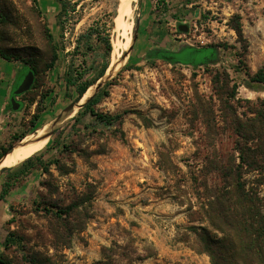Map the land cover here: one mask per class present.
<instances>
[{
  "label": "rangeland",
  "instance_id": "rangeland-1",
  "mask_svg": "<svg viewBox=\"0 0 264 264\" xmlns=\"http://www.w3.org/2000/svg\"><path fill=\"white\" fill-rule=\"evenodd\" d=\"M10 1L15 26L9 47L21 55L17 62L24 68L0 66V74L16 72V89L30 55H40L41 73L36 89L18 98L23 108L17 117L10 114L0 147L15 135L38 134L52 125L76 98L73 88L72 98L66 96L65 72L74 66L85 73L84 81L94 80L105 40L112 54L126 41L117 25L119 0H38L36 8L33 0ZM140 1L133 3L131 36L137 38ZM154 1L162 29L150 37L155 48L143 56L141 37L136 40L121 71L107 82L113 84L109 96L95 107L98 114L122 120L108 126L84 108L52 137L41 151L49 172L38 169L36 201L11 209V241L0 246L3 263L212 264L207 254L192 249L190 229L211 228L205 212L220 207L215 195L227 193L232 177H240L248 193L264 198V158L258 157V140H252L255 112L264 109V86L246 74L264 70V0ZM62 6L67 12L60 17ZM237 20L242 39L234 29ZM180 25L189 31L183 33ZM43 27L59 55L45 72L51 45ZM156 51L180 56L182 64L159 59ZM217 72L228 76L235 99L219 95ZM36 114L40 119L33 124ZM245 127L243 138L239 132ZM46 208L68 213L60 219Z\"/></svg>",
  "mask_w": 264,
  "mask_h": 264
},
{
  "label": "trees",
  "instance_id": "trees-1",
  "mask_svg": "<svg viewBox=\"0 0 264 264\" xmlns=\"http://www.w3.org/2000/svg\"><path fill=\"white\" fill-rule=\"evenodd\" d=\"M37 2L38 0H33V3L35 4L34 8H36ZM66 9V7L62 6L61 12L59 14L60 17L67 12ZM155 9L159 13L158 6L155 5ZM168 12V9L164 10V14H167ZM14 14L15 10L13 2L10 0H0V58L8 62H17L21 60V55L17 51H15V49L9 47V44L12 43L9 36V30L11 27L15 26ZM43 29L45 30V34L47 35V39L51 45L50 63L46 64L44 67V71H42L45 72L47 70L50 71L54 68L56 62L59 59V55L56 46L52 45L54 39L52 35H49V29H46L45 27H43ZM234 29L237 32L238 36L242 39L244 30L243 25L239 20L234 23ZM92 32L93 31L90 30L86 36L89 40L94 37ZM112 50L113 48L110 40L106 39L105 57L103 58L100 69L96 73L95 79L92 81H84L85 73L79 72L77 69H74V66H72L68 71L65 72L63 78L64 83L62 85H64V88L66 89L67 98H72L70 89L73 88V92H75L76 94V98H74V101L77 100L78 98L86 94V92L92 86H94L100 79L105 76L111 63L110 56L112 54ZM162 53L166 52L156 51L154 56L159 58V55ZM39 58L40 55H30L28 61L25 62V64L27 65L26 68H29L34 72L36 80L32 90L24 94L22 97L26 96L36 89L35 85H37V78L41 73V62ZM246 74L248 78H251V82L259 86H264V70H261L254 75H251V73L247 70ZM225 77L228 78L226 74L224 75L223 73L217 72L213 79V82L218 88V92L221 97L227 95L231 99H235L236 92L234 89L231 90V87L228 82H226ZM112 85V83H108L101 90V92L85 106L84 110L86 115L89 114L96 121L108 126H112L120 122L122 120V116H104L96 113L95 107L103 100V98L109 96L108 88ZM8 110L12 111L11 105L8 106ZM37 110L38 112H40L39 105ZM263 111L264 109H259L255 112V114L257 115L255 123L257 124L258 128L254 129L253 134L257 135H254L252 139L258 140V147L260 149L258 151V157L261 159L264 158ZM39 119L40 117L38 114L34 115L33 124H35L36 121H39ZM72 128H74V126H72ZM247 131L248 129L245 127L242 132H239V134L241 133L243 138H245L247 136ZM33 133H35V130H33L30 134ZM27 135H29V133H25L21 136L15 135L8 146H1L0 159L5 154L10 152L12 147ZM239 150L241 153V161L244 163V149ZM42 158L43 155L42 152H40L35 156L26 159L23 162H20L16 167H13L15 169L7 171L6 182L0 194V200H2L3 197L8 194L12 190V188L16 186L17 183L20 182L23 176H26L27 174H31L33 172L38 173L39 167L43 170L44 173H48L49 166H45ZM232 178V182L229 185V191L227 193L219 191L215 195V199L217 200L215 205L217 206L218 204H220V207L217 210L214 209V211H212L211 209V211L205 212L211 228H202L199 230L195 228L190 229L192 237L191 247L198 253L207 254L211 258L212 264H264V198L259 197L257 193H248L240 177ZM45 210L49 213H54L60 219L64 214L68 213H66L67 210L55 211L49 210L47 208ZM68 210L72 211L71 208H68ZM214 232H216L217 234L214 235ZM8 234L4 243L11 241V235ZM104 255L106 256V250ZM121 258H125V260H127L128 262L132 261L130 257H123V255H121ZM0 264H5L2 262L1 257ZM106 264L115 263L111 261Z\"/></svg>",
  "mask_w": 264,
  "mask_h": 264
},
{
  "label": "crops",
  "instance_id": "crops-1",
  "mask_svg": "<svg viewBox=\"0 0 264 264\" xmlns=\"http://www.w3.org/2000/svg\"><path fill=\"white\" fill-rule=\"evenodd\" d=\"M170 1V0H168ZM172 1V0H171ZM139 25H141L139 37L137 38V42L141 37V44L143 45L142 55H147L150 51H152L155 47L149 44L150 37L154 35H158L161 32L160 24L157 22V13L155 9V1L154 0H141L139 3ZM159 20V19H158ZM150 26L154 27L153 32H150ZM137 44V43H136ZM137 46V45H136ZM136 48V47H135ZM141 55V56H142ZM0 62L1 68L8 69L15 67L22 70L23 65L18 62H8L6 60L1 59ZM18 73V72H17ZM7 74V73H6ZM5 73L0 74V137L5 138L6 129L4 125H6V121L11 117L10 114L13 113V116H19V113H15L13 111H8L10 95L12 91V86L14 77H16V72L9 73L8 77ZM13 78V80H12ZM12 81V82H11ZM6 173L0 179V194L3 190V186L6 182ZM41 177L38 173L33 172L29 173L26 176H23L19 183L16 184L12 190L6 194L2 200H0V246L4 243L7 237V225L10 220V213L13 207L30 204L37 199V189L40 184Z\"/></svg>",
  "mask_w": 264,
  "mask_h": 264
},
{
  "label": "bare ground",
  "instance_id": "bare-ground-1",
  "mask_svg": "<svg viewBox=\"0 0 264 264\" xmlns=\"http://www.w3.org/2000/svg\"><path fill=\"white\" fill-rule=\"evenodd\" d=\"M137 1L138 0H119L117 25L126 41L121 45H116L115 51L112 54L110 66L105 75V78L107 79L119 73L125 65L123 53L128 51L133 44V36L131 35L134 27L133 14L135 12L134 7L131 5ZM91 92L92 89L87 92L81 104L88 99ZM51 131L52 127L50 125H46L42 132L38 134H29L23 138L14 146L11 153L6 155L0 161V170L3 168L16 167L20 162H23L24 160L29 159L43 151L51 143Z\"/></svg>",
  "mask_w": 264,
  "mask_h": 264
},
{
  "label": "water",
  "instance_id": "water-1",
  "mask_svg": "<svg viewBox=\"0 0 264 264\" xmlns=\"http://www.w3.org/2000/svg\"><path fill=\"white\" fill-rule=\"evenodd\" d=\"M140 1V0H139ZM141 2V1H140ZM133 7V4L131 5ZM138 26H139V22H137V28H136V32H138ZM179 30L182 31L183 33H187L189 31V28L187 26H183L180 25L179 26ZM137 40V35L135 34L133 37V44L131 46V48L127 51L126 55L123 57V60L126 62L128 55L132 52L133 50V45ZM197 53L201 52L202 50H204V48L202 49H196ZM159 59L165 60L169 63H180L183 61V59L180 56L174 55V54H170V53H162L159 55ZM26 74L24 75L23 79L21 80L20 83H18V86L16 87V89L14 88V90L12 91L11 95H10V104H11V109L13 112H20L23 108V103L20 102L18 100L19 97L23 96L24 94L28 93L29 91L32 90L34 84H35V74L34 72L29 69L26 68ZM106 75V74H105ZM113 78V77H111ZM107 79L105 78V76L100 79L94 86H92L87 92H89L92 89V92L90 94V96L88 97V99L81 104L82 100L85 98L84 94L82 97L78 98L77 100H75L69 107H67L64 111V113L60 114L55 121L52 123V125H50L52 127V131L50 133V137L52 138L59 130L60 128L65 124V122L67 121V119L74 115L77 111H81L82 109L85 108V106L93 99L95 98L100 92L101 90L108 84L107 82L111 79ZM38 131V130H37ZM36 131V132H37ZM35 132V133H36ZM33 133V134H35ZM14 149V146L12 147V149L10 150V152H8L7 154H5L0 161L8 154H10ZM14 168H3L0 170V178L8 171Z\"/></svg>",
  "mask_w": 264,
  "mask_h": 264
},
{
  "label": "flooded vegetation",
  "instance_id": "flooded-vegetation-1",
  "mask_svg": "<svg viewBox=\"0 0 264 264\" xmlns=\"http://www.w3.org/2000/svg\"><path fill=\"white\" fill-rule=\"evenodd\" d=\"M13 90H14V88H13ZM13 90H12V91H13ZM11 93H12V92H11ZM9 105H11V104H10V100H9Z\"/></svg>",
  "mask_w": 264,
  "mask_h": 264
}]
</instances>
